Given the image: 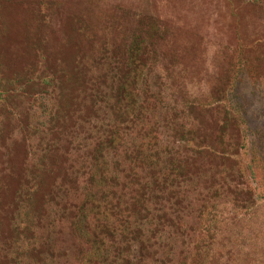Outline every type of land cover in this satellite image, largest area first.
Returning <instances> with one entry per match:
<instances>
[{"label":"rangeland","instance_id":"obj_1","mask_svg":"<svg viewBox=\"0 0 264 264\" xmlns=\"http://www.w3.org/2000/svg\"><path fill=\"white\" fill-rule=\"evenodd\" d=\"M201 134L245 147L185 148ZM101 143L115 184L90 183ZM108 190L143 215L130 253L111 218L110 264H264V0H0V264H86L87 192Z\"/></svg>","mask_w":264,"mask_h":264},{"label":"trees","instance_id":"obj_2","mask_svg":"<svg viewBox=\"0 0 264 264\" xmlns=\"http://www.w3.org/2000/svg\"><path fill=\"white\" fill-rule=\"evenodd\" d=\"M259 41L258 39L252 41L250 43V48L248 49L249 51V57L246 58V61L249 62L248 66L246 68L247 73L249 74V77L251 80L256 84L260 80V74L261 71L259 70V65L255 64L256 60H258L256 56L257 52V47H258ZM137 50L134 49L132 55L133 58L136 57L137 55ZM252 55V56H250ZM256 59V60H255ZM238 61V60H237ZM253 61V62H252ZM137 66V67H136ZM135 66V70H138L139 65ZM141 68V67H140ZM236 68V74L240 71L243 70V67H238V64L235 65ZM229 79V78H227ZM132 84H134L133 80H128L127 83L122 87V98L127 104V116L128 119L132 117L130 114L133 113L135 107H136V100L134 93L132 91ZM226 86H228V80L225 82ZM219 90V93L221 94V97L226 96V91L224 89ZM221 97L218 99L219 101ZM223 110V109H222ZM130 120V119H129ZM242 119L239 117L235 116V114H230L227 110L222 111V121L223 122H228L230 121L234 125H238V121L241 122ZM239 131V129H238ZM245 131L240 130L239 134L241 135L240 140L244 141L245 140ZM112 133H114L111 138L107 141V148H115L118 143L119 139L117 138V130H113ZM188 145H186L185 148L188 150L193 147L198 151L197 154H206V156H213L214 152H217L218 154L222 155L221 157H228L227 151H230L232 154L237 156L240 152V149H244L245 145L242 144L241 148L238 150L236 149L233 151L231 147L228 144H224L223 140H220L219 143L217 144H211L207 141V136L205 134H201L198 138L197 141H192V140H187L186 141ZM185 142V143H186ZM189 146V147H188ZM193 149V150H194ZM237 158V157H236ZM235 158V159H236ZM94 170L91 173L90 176V183L97 178L98 183L100 184H115L116 178L113 176H108L107 174V165L106 161L102 158V143L98 144V146L95 148V155H94ZM180 161V163H182ZM234 163V161L232 162ZM237 164V163H235ZM215 165H222L221 162L216 161ZM176 171H178V174L185 173L186 176H194L196 173H199L201 171H205L206 168L203 165H200L196 161H190L188 159H184L183 164H179L174 167ZM248 170L249 174L251 177L254 179L256 184H262V179L260 175V167L250 164L248 165ZM174 171V169H172ZM113 194V190H108L106 192H102L101 195H98L97 197V192L95 191H88L87 196H86V201L88 204H90L89 208V214L91 218L94 220V225L91 228V233H88V242L90 246V253L86 257V264H110L108 263V251L107 249L109 248L110 243L113 241V237L115 236V228L111 224V218L114 217L116 218V222L118 223V234L123 235L125 237V243L123 246L122 251L126 253H130L133 250V244L135 241L138 240V238L141 236V230L139 228H131V221L130 218L134 216L137 219H140L141 214L136 212L133 204L128 205L126 203H122L119 198L117 200L111 199V196ZM102 205V206H101ZM146 210V208H143ZM147 211V210H146ZM143 217V215L141 216ZM146 217V216H144ZM102 221V225H98L99 220ZM137 219H132L133 224H138ZM79 226V225H78ZM78 228V227H77ZM101 230H100V229ZM96 230H99V233L95 232ZM79 232H82V227L79 228ZM101 235L103 237H101ZM142 249L143 251L146 249L144 245L142 244ZM143 257V255H142ZM130 261L127 259H122L120 261V264H129ZM142 263V262H141Z\"/></svg>","mask_w":264,"mask_h":264}]
</instances>
